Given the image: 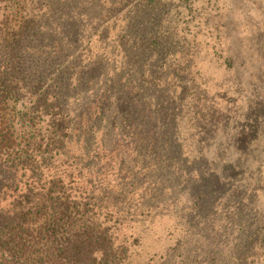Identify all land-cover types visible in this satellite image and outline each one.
Listing matches in <instances>:
<instances>
[{
    "label": "rangeland",
    "instance_id": "rangeland-1",
    "mask_svg": "<svg viewBox=\"0 0 264 264\" xmlns=\"http://www.w3.org/2000/svg\"><path fill=\"white\" fill-rule=\"evenodd\" d=\"M1 99L0 213L27 186L112 264H264V0H0Z\"/></svg>",
    "mask_w": 264,
    "mask_h": 264
},
{
    "label": "trees",
    "instance_id": "trees-1",
    "mask_svg": "<svg viewBox=\"0 0 264 264\" xmlns=\"http://www.w3.org/2000/svg\"><path fill=\"white\" fill-rule=\"evenodd\" d=\"M2 48L6 52L8 51L5 44L2 45ZM46 95L50 97V94ZM0 102L3 103L2 99ZM16 106L19 107L20 103H17ZM2 111H4L3 107L0 108V112ZM138 113L139 111L134 114L137 117L134 116L131 120L137 129L142 127L139 121L142 115H138ZM147 146L146 143L143 146L139 145L137 150L135 137L132 142V151L137 150L142 156L154 155L159 157L160 150L157 146L153 147L152 153L150 149H144ZM29 149L30 147L23 148L14 155L9 152H0V170L8 171L5 168L17 167L19 160L27 155L25 153ZM10 173L15 175L12 171ZM32 178L33 180L37 179L34 175ZM17 184L13 194L20 192L23 188L19 182ZM27 190V186H25V190L18 196L22 197V202L14 205L9 203V208H11L9 212L7 214L0 213V218H9L10 220L6 227H0L1 233L4 235V239L1 240L0 264L113 263L114 259L108 258L112 251L109 244L111 239L107 238L104 230H101V228L109 229L104 226L107 225V221L101 219L102 212H93L92 206L88 204L83 205V209L80 210L75 202L69 201L68 196L64 199L55 200L52 205H49V200L44 202L45 194H34L32 189ZM89 194L90 191L85 189L84 195ZM31 203L34 204L33 208L25 211ZM73 210L77 216L72 218ZM97 256H101L100 261H98Z\"/></svg>",
    "mask_w": 264,
    "mask_h": 264
}]
</instances>
